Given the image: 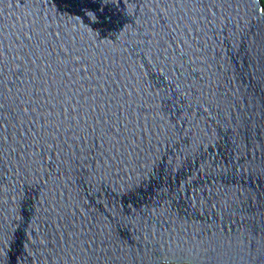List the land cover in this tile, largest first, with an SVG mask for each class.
Listing matches in <instances>:
<instances>
[{
    "label": "water",
    "instance_id": "water-1",
    "mask_svg": "<svg viewBox=\"0 0 264 264\" xmlns=\"http://www.w3.org/2000/svg\"><path fill=\"white\" fill-rule=\"evenodd\" d=\"M253 223L262 0H0V264H255Z\"/></svg>",
    "mask_w": 264,
    "mask_h": 264
},
{
    "label": "snow or ice",
    "instance_id": "snow-or-ice-1",
    "mask_svg": "<svg viewBox=\"0 0 264 264\" xmlns=\"http://www.w3.org/2000/svg\"><path fill=\"white\" fill-rule=\"evenodd\" d=\"M20 2H21V4H23V3H25V0H20ZM41 87L43 88V85H41ZM251 232L254 236L260 235L261 243L264 244V231H261V225H257L255 223H253L251 225ZM254 247H255V245H254ZM255 264H264V253L259 254L257 256Z\"/></svg>",
    "mask_w": 264,
    "mask_h": 264
},
{
    "label": "trees",
    "instance_id": "trees-1",
    "mask_svg": "<svg viewBox=\"0 0 264 264\" xmlns=\"http://www.w3.org/2000/svg\"><path fill=\"white\" fill-rule=\"evenodd\" d=\"M262 4H263V6H264V0H262Z\"/></svg>",
    "mask_w": 264,
    "mask_h": 264
}]
</instances>
